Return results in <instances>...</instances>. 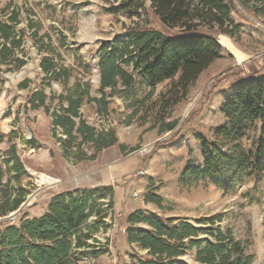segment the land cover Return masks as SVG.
<instances>
[{"label": "rangeland", "instance_id": "374dc122", "mask_svg": "<svg viewBox=\"0 0 264 264\" xmlns=\"http://www.w3.org/2000/svg\"><path fill=\"white\" fill-rule=\"evenodd\" d=\"M230 1L234 7L231 18L238 25L237 32L232 38L218 36L223 57L214 61L184 96L178 97L176 104L165 107L173 97L169 90L177 79L174 77L155 86L152 98L129 123L126 121L133 108L125 109V106L131 101L142 100L149 92L139 79H136L129 100L118 96L109 99L108 115H99L94 104L81 106L79 112L87 125L98 132L113 129L119 143L135 150L122 153L114 146L97 153L95 160L77 162L72 156H62L63 142L58 141L62 135L60 131L52 134L51 118L42 109H24L25 105L28 107L30 90L40 87L43 77L40 58L54 55L59 65L72 70L69 87L78 81H88L90 94L98 97L95 50L102 40L123 38L125 28L136 19L108 14L105 8L113 3L112 0H0V20L17 8L20 11L18 28L27 29L30 34L28 21L31 22L32 28L38 29V37H44L43 42L47 44V50L38 51L39 41L35 40V45L34 39L28 36L24 46L25 65L0 73L3 80L0 136H4L0 156H4L10 146L6 135L14 132L16 153L26 170L20 185L25 190V200H30L16 217L7 221L16 224L23 219L39 217L45 212L52 194L84 187L92 194L90 217L82 226L84 233L91 234L86 244L94 246L95 250L106 247L107 251L94 258L92 249L82 248L80 251L85 257L78 258L76 264H139L145 252L130 246L125 233L129 227L128 215L138 210L144 216L186 222L199 230L196 239L211 243L214 238L206 231L213 221L214 227L229 231L245 246L247 253L253 255L251 264H264V163L261 173L252 170L250 175L241 174L227 188L213 185L207 177H179L186 163L202 166L200 137L220 144L214 130L226 122L221 114L225 97L248 80V75L260 72L264 76V11L255 14L239 0ZM244 1L250 9L256 4L254 0ZM23 80H29L27 88L19 87ZM209 88H214L210 100L199 111L201 95ZM61 91V86L55 82L44 88L46 94H54L50 112L57 110L56 96ZM171 121L177 122L174 130L158 132L160 124ZM152 126L155 128L150 129ZM260 133L258 124L250 127L246 137L238 143L242 150L245 151ZM82 148L87 155L94 154L91 145ZM233 148L227 145L222 151L233 152ZM112 152L115 158L109 157ZM117 168L128 172L112 175ZM141 171L144 174L138 176ZM41 175L51 179V183L39 184ZM151 189L163 198V209L143 203V194ZM143 226L132 228L142 230ZM196 252L193 248L171 264H197Z\"/></svg>", "mask_w": 264, "mask_h": 264}, {"label": "trees", "instance_id": "16d2710c", "mask_svg": "<svg viewBox=\"0 0 264 264\" xmlns=\"http://www.w3.org/2000/svg\"><path fill=\"white\" fill-rule=\"evenodd\" d=\"M250 9L244 0L240 4L257 14L264 11V0H254ZM105 8L108 14L121 15L136 22L125 28L123 38L100 41L94 54L98 73V97L89 92L88 81H78L69 87L72 70L58 64L54 55L40 58L39 68L43 73L39 88L31 89L28 107L42 109L51 118L52 134L60 131L62 156L74 158L77 162L95 160L97 153L112 146L122 152H133L119 143L113 129L96 131L81 118L80 108L84 103L94 104L99 115H108L109 99L114 96L124 101L133 95L136 79L149 88L140 101H131L125 109L133 108L132 116L152 98L156 85L177 77L172 83L171 102L176 104L179 96L216 60L223 57V48L218 36L232 38L238 25L231 18L233 4L230 0H112ZM20 11L13 8L0 20V73L20 69L26 63L24 58L25 38L39 41L38 51L47 50L44 37H38V29L18 28ZM61 45H64V41ZM18 54H21L19 57ZM84 69H87L84 65ZM249 79L229 93L221 106V114L226 122L214 130L220 144L200 137L202 166L186 165L181 177H207L217 187L227 188L241 174L250 175L252 170L261 173L264 163V76L260 72L248 75ZM51 82L59 84L62 91L56 96L57 110L50 112L54 94H46L45 87ZM29 80H23L19 87L27 88ZM3 80L0 78V87ZM214 88L201 95V110L208 104ZM259 125L261 133L251 141L244 151L239 142L246 137L252 126ZM177 122L171 121L158 126V132L174 130ZM155 128L152 126L150 129ZM0 136V143L3 142ZM15 134L6 135L10 146L0 156V218L16 211L25 201V190L20 178L26 170L16 153ZM89 144L94 154L87 155L82 146ZM233 145L234 151L224 152L222 147ZM74 148V150H72ZM140 164H143L141 160ZM227 177V178H226ZM4 178L6 180H4ZM17 184V185H16ZM255 187V185H254ZM253 187V188H254ZM152 190V189H151ZM148 190L143 197L145 203L163 209V198L155 191ZM248 197V196H247ZM92 194L86 189L76 188L54 193L50 197L45 212L30 219L0 222V264H76L85 257L80 251L92 249L96 258L107 251L95 250L86 244L91 239L90 232L84 233L82 226L90 217ZM129 227L125 230L129 245H135L145 254L139 264H171L193 248L197 249V264H251L253 255L236 240L229 231L223 232L219 226L206 231L214 242L196 239L199 230L186 222L144 216L141 210L128 215ZM203 222L204 220H199ZM144 224L147 230L134 231L136 224ZM203 245V246H202ZM119 256V254L117 253Z\"/></svg>", "mask_w": 264, "mask_h": 264}, {"label": "crops", "instance_id": "0c3cea01", "mask_svg": "<svg viewBox=\"0 0 264 264\" xmlns=\"http://www.w3.org/2000/svg\"><path fill=\"white\" fill-rule=\"evenodd\" d=\"M125 145V144H124ZM112 147H114V146H112ZM111 147V148H112ZM110 148V147H109ZM109 157H112V158H115V156H114V153L112 152L111 154H110V156ZM80 162H86V160H84V161H80ZM88 162V161H87ZM187 165V163L185 164V166ZM185 166L183 167V169L181 170V172H180V174H179V177H180V175H181V173L183 172V170H184V168H185ZM130 169V168H129ZM128 169V170H129ZM117 170V172H113V174L112 175H114V176H118V175H122V174H126L127 172H121V169H116ZM116 170H113V171H116ZM112 173V172H111ZM77 188H79V189H85L84 187H77ZM124 190V189H123ZM126 190V189H125ZM125 190H124V192H125ZM57 193H59V192H57ZM145 194V193H144ZM144 194H143V197H144ZM52 196V195H51ZM143 203H144V201H143ZM147 205H150L151 203H146ZM151 205H153V204H151ZM41 216V215H40ZM34 218V217H33ZM140 224H142V223H140ZM140 224H136L135 226H137V225H140ZM148 228H147V226L145 225V227L143 226V229L142 230H134V231H143V230H147ZM130 246H133V247H136L134 244L133 245H130ZM137 248V247H136ZM144 252V251H143Z\"/></svg>", "mask_w": 264, "mask_h": 264}, {"label": "water", "instance_id": "95a60500", "mask_svg": "<svg viewBox=\"0 0 264 264\" xmlns=\"http://www.w3.org/2000/svg\"><path fill=\"white\" fill-rule=\"evenodd\" d=\"M219 44H220V43H219ZM220 45H221V44H220ZM32 196H33V195H32ZM29 202H30L29 198L26 199L16 211L10 212L7 216L3 217L2 219L0 218V221H1V222H5V221H7L8 219L11 220L12 218L16 217V215H18V214L21 212L22 209H24L26 206L29 205Z\"/></svg>", "mask_w": 264, "mask_h": 264}, {"label": "bare ground", "instance_id": "6f19581e", "mask_svg": "<svg viewBox=\"0 0 264 264\" xmlns=\"http://www.w3.org/2000/svg\"><path fill=\"white\" fill-rule=\"evenodd\" d=\"M191 106L188 107V109L186 110V113H188V111L190 110ZM39 184L43 185V184H47V183H51V179L41 175L39 177ZM53 183V182H52Z\"/></svg>", "mask_w": 264, "mask_h": 264}, {"label": "built area", "instance_id": "2783aa9c", "mask_svg": "<svg viewBox=\"0 0 264 264\" xmlns=\"http://www.w3.org/2000/svg\"><path fill=\"white\" fill-rule=\"evenodd\" d=\"M144 174V172L143 171H141L139 174H138V176H142ZM134 195L136 196V198H137V195L134 193Z\"/></svg>", "mask_w": 264, "mask_h": 264}]
</instances>
